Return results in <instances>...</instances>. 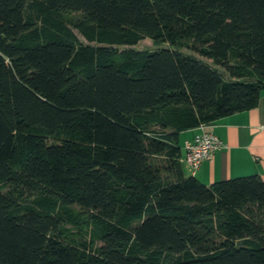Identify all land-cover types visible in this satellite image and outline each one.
Wrapping results in <instances>:
<instances>
[{
  "label": "trees",
  "instance_id": "1",
  "mask_svg": "<svg viewBox=\"0 0 264 264\" xmlns=\"http://www.w3.org/2000/svg\"><path fill=\"white\" fill-rule=\"evenodd\" d=\"M262 92L264 0H0V264H264L262 178L180 143Z\"/></svg>",
  "mask_w": 264,
  "mask_h": 264
},
{
  "label": "crops",
  "instance_id": "2",
  "mask_svg": "<svg viewBox=\"0 0 264 264\" xmlns=\"http://www.w3.org/2000/svg\"><path fill=\"white\" fill-rule=\"evenodd\" d=\"M207 128L221 145L198 168L185 170L186 174L195 175L205 184L249 174H257L264 181V92L256 106L223 116ZM188 132L190 135H185ZM197 132L199 128H192L181 135H185V141Z\"/></svg>",
  "mask_w": 264,
  "mask_h": 264
},
{
  "label": "built area",
  "instance_id": "3",
  "mask_svg": "<svg viewBox=\"0 0 264 264\" xmlns=\"http://www.w3.org/2000/svg\"><path fill=\"white\" fill-rule=\"evenodd\" d=\"M207 127L208 124L201 125L193 138L183 142L182 161L191 170L198 168L201 161L210 158L221 145L219 138Z\"/></svg>",
  "mask_w": 264,
  "mask_h": 264
},
{
  "label": "rangeland",
  "instance_id": "4",
  "mask_svg": "<svg viewBox=\"0 0 264 264\" xmlns=\"http://www.w3.org/2000/svg\"><path fill=\"white\" fill-rule=\"evenodd\" d=\"M78 35L82 40H84V38L80 34H78ZM159 46H167V44L166 43H155L148 37L141 39L137 44L134 45L135 48H156ZM183 50L186 51V49H183ZM185 135H190V133L188 132ZM185 135L182 134L180 136V143L181 144L184 142ZM184 168H185L186 172L191 171V169L187 168L186 166H184Z\"/></svg>",
  "mask_w": 264,
  "mask_h": 264
}]
</instances>
